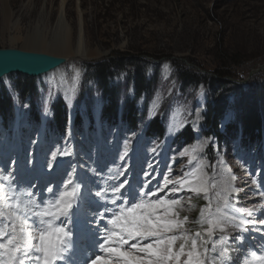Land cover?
<instances>
[{
    "label": "rangeland",
    "instance_id": "rangeland-1",
    "mask_svg": "<svg viewBox=\"0 0 264 264\" xmlns=\"http://www.w3.org/2000/svg\"><path fill=\"white\" fill-rule=\"evenodd\" d=\"M5 1L7 5L11 4L10 23H17L20 39L15 42L11 39L15 35L3 26L4 15L0 12V49L64 56L67 74L80 67L78 93H81L83 101L90 102V98L100 92L98 83L91 77L92 68L120 60L125 65L121 69L111 70V85L123 84L139 66H143L144 79L150 82L149 89L155 90L154 96L158 100L167 96L173 88V97L194 106L193 118L204 124L208 112L197 113V100L194 97L199 89L208 94V85L200 83L195 91L191 85H187L185 90L178 91L179 69L183 67L201 76L214 78L215 70H219V56L235 58L238 64L226 77L231 89L220 97H226V104L221 108L218 106L219 111L223 109L224 115L221 129L228 123L236 125L239 118L234 112L240 98L244 97V102L249 104L264 92V0ZM63 41L68 42L73 51L80 42L88 59L78 62L70 59L66 52L61 53L57 47ZM170 74L177 83L167 79ZM8 80L17 90L24 81L17 75ZM40 80L30 79V83L36 86L38 97L48 91L54 92L51 85L44 86ZM15 91L12 88L10 94L14 96ZM121 93L125 98L132 96L131 90L125 94V89H122ZM215 99L213 97L214 105ZM96 100L99 101V98L96 97ZM70 102L73 103L72 99ZM210 108H213L211 104ZM75 109L84 112L81 103H77ZM34 132L31 127L26 135L32 136ZM236 136L234 133L230 135L231 139H236ZM45 140L42 146L48 147H41V152L46 153L44 160H49L48 157L56 150L53 145L59 142V137L47 136ZM204 141H207V146L208 140ZM16 143V147L13 146L6 154L18 151L20 144L18 140ZM237 172L242 175L240 170ZM243 185L249 183L243 180ZM187 209L180 215L189 216L190 221L192 211Z\"/></svg>",
    "mask_w": 264,
    "mask_h": 264
},
{
    "label": "snow or ice",
    "instance_id": "snow-or-ice-1",
    "mask_svg": "<svg viewBox=\"0 0 264 264\" xmlns=\"http://www.w3.org/2000/svg\"><path fill=\"white\" fill-rule=\"evenodd\" d=\"M206 144L193 145L181 155L190 156L191 163ZM207 167L201 162L174 180L165 175L163 185L155 189L144 185L135 194H126L127 180L96 191V197L114 207L105 208V213L111 212L110 218L98 214V220L106 219V223L102 234L98 233L101 254L91 264H233L227 242H242L244 237H229V228L248 231L246 225L257 221L245 220L239 215L243 210L231 204L238 191L232 183L235 177L221 172L217 180L205 171ZM14 179L11 173L0 177L6 182L0 183V264H57L71 244V230L64 221L71 220L82 198V182L69 174L54 199L38 201L33 191L19 188ZM165 189L167 193L159 195ZM184 192L189 194L188 200L202 195L207 202L193 221L200 226L194 234L186 227L189 216L180 215L185 205L179 194ZM257 209L264 210V204L255 205L246 215L252 217ZM258 223L264 225V220ZM245 264H264V255L251 251Z\"/></svg>",
    "mask_w": 264,
    "mask_h": 264
},
{
    "label": "trees",
    "instance_id": "trees-1",
    "mask_svg": "<svg viewBox=\"0 0 264 264\" xmlns=\"http://www.w3.org/2000/svg\"><path fill=\"white\" fill-rule=\"evenodd\" d=\"M219 70H215V77L208 78L206 76H201L197 72L195 73L192 70H186L183 67L179 69L177 74L179 82L182 87L185 88L187 85H191L196 88L198 84L204 83L208 85L209 94L215 99V105L212 109L208 108L209 112V127H213L216 130L218 118L221 113L219 109L226 104V97L221 99V95L226 94L230 88V82L226 80V77L229 76L231 69L238 64V61L235 58H227L224 55L219 56ZM123 61L113 62V63H103L97 67L92 68V79H94L98 84L99 89L101 90L104 98L109 100L110 105L106 108L105 112L114 115L115 108L117 105V97L122 89H126L129 82L134 85L135 92L139 95V92H146L149 89L150 82H147L144 79L143 66H139V68L134 72V74L129 76L126 82L121 85H111V79L113 76L112 69H121L125 64H122ZM22 84H19L20 96L23 98L27 96V94H31L34 92V84L30 83V79H24ZM260 97L254 99L253 102L247 104L244 102V97L240 98L236 104V111L239 117V120L242 124L244 133L254 138L258 136L260 132H264V92H261ZM210 96V97H211ZM213 97L211 99L213 100ZM243 100V101H242ZM241 101V102H240ZM220 106V108L218 107ZM124 114H126V118L130 121H134L135 116L133 111V104L126 105L124 108ZM222 110V109H221ZM10 112V102L9 97L7 96L6 91L0 85V114L2 116L8 115ZM63 112L57 108L56 111V122L58 125H62L64 122ZM131 117L133 119H131ZM157 126V123L153 125Z\"/></svg>",
    "mask_w": 264,
    "mask_h": 264
},
{
    "label": "bare ground",
    "instance_id": "bare-ground-1",
    "mask_svg": "<svg viewBox=\"0 0 264 264\" xmlns=\"http://www.w3.org/2000/svg\"><path fill=\"white\" fill-rule=\"evenodd\" d=\"M10 5H11L10 3L7 5V1L0 0V10H1L0 12L4 15L3 16V18H4L3 19V26L6 28V30H8L9 32H12L15 35L13 38H11L15 42V41L20 39L18 37L19 28L17 26V23H13V24L10 23L11 22V15H10V8H9ZM62 11H63V9H62ZM79 37H81V36H79ZM79 41H80V39H79ZM67 43L68 42L63 41V44H61L57 47L61 51V53L66 52V54L70 56V59L77 60L78 62H82V61L88 59V57L85 56L86 54H85L84 50L82 49L80 42H78L79 46L74 51L71 49V46ZM42 45L45 46V44H42ZM8 49H11V48H8ZM0 50H5V49H0ZM28 52L42 53V52H38V51H28ZM44 53H42V54H44ZM46 54H48V53H46ZM49 55L57 57V58L65 59L64 56L59 57V56H55L53 54H49ZM79 68L80 67H75L73 69V71H70L68 73L69 74L68 75L66 73L65 66H61V67L56 68L50 72L45 73L44 75H42L40 77H37V78H39V79L41 78L40 81L42 83L46 82L47 85L53 84L52 88L54 89V91L57 93L60 92L62 94L63 98H65L70 104L71 103L70 99L72 98V96H75L74 91H75L76 87L78 86L77 83H79V82H77L78 81V75H79L78 73H80V72H78ZM5 78H7V77H5ZM5 78H3L1 80L4 82H7L8 80ZM169 127L171 128L172 131H175L177 129V123L175 122L174 119L171 120V124ZM36 146H38V145L36 144ZM20 149H21V145H20V148H18L17 152H19ZM10 152H8L7 155L9 154V156H12L14 152L13 153H10ZM192 169H194L193 166L190 167V170H192ZM81 196L83 197V196H85V194L82 193Z\"/></svg>",
    "mask_w": 264,
    "mask_h": 264
},
{
    "label": "water",
    "instance_id": "water-1",
    "mask_svg": "<svg viewBox=\"0 0 264 264\" xmlns=\"http://www.w3.org/2000/svg\"><path fill=\"white\" fill-rule=\"evenodd\" d=\"M65 64V59L46 53L16 49L0 50V80L13 74L25 78H37Z\"/></svg>",
    "mask_w": 264,
    "mask_h": 264
}]
</instances>
